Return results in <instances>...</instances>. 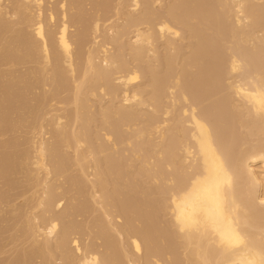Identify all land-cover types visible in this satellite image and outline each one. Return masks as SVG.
<instances>
[{
    "label": "bare ground",
    "instance_id": "obj_1",
    "mask_svg": "<svg viewBox=\"0 0 264 264\" xmlns=\"http://www.w3.org/2000/svg\"><path fill=\"white\" fill-rule=\"evenodd\" d=\"M264 0H0V264H261Z\"/></svg>",
    "mask_w": 264,
    "mask_h": 264
},
{
    "label": "snow or ice",
    "instance_id": "obj_2",
    "mask_svg": "<svg viewBox=\"0 0 264 264\" xmlns=\"http://www.w3.org/2000/svg\"><path fill=\"white\" fill-rule=\"evenodd\" d=\"M261 264H264V257H262L261 259Z\"/></svg>",
    "mask_w": 264,
    "mask_h": 264
}]
</instances>
